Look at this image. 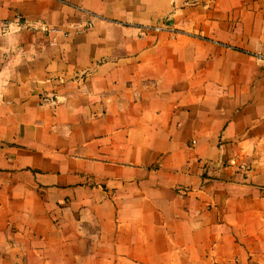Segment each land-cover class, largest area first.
<instances>
[{
  "label": "crops",
  "instance_id": "1",
  "mask_svg": "<svg viewBox=\"0 0 264 264\" xmlns=\"http://www.w3.org/2000/svg\"><path fill=\"white\" fill-rule=\"evenodd\" d=\"M0 264H264V0H0Z\"/></svg>",
  "mask_w": 264,
  "mask_h": 264
}]
</instances>
